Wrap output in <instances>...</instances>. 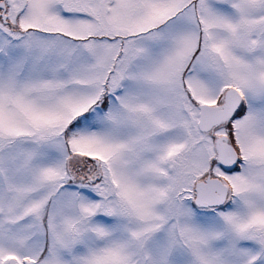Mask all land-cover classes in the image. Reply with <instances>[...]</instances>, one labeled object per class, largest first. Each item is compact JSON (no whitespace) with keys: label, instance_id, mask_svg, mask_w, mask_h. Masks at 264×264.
<instances>
[{"label":"snow or ice","instance_id":"snow-or-ice-1","mask_svg":"<svg viewBox=\"0 0 264 264\" xmlns=\"http://www.w3.org/2000/svg\"><path fill=\"white\" fill-rule=\"evenodd\" d=\"M0 264H264V0H0Z\"/></svg>","mask_w":264,"mask_h":264}]
</instances>
